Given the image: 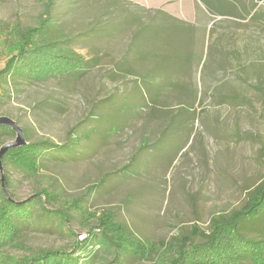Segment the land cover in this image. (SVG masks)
<instances>
[{
    "label": "rangeland",
    "instance_id": "rangeland-1",
    "mask_svg": "<svg viewBox=\"0 0 264 264\" xmlns=\"http://www.w3.org/2000/svg\"><path fill=\"white\" fill-rule=\"evenodd\" d=\"M45 1L0 0V23L34 24ZM167 2L192 24L157 13L148 21L121 0L52 1L53 37L75 35L69 46L88 67L4 84L0 115L16 120L30 141L76 145L72 156L49 159L37 175L2 167L15 199L42 187L57 193L61 206L80 197L90 211H112L138 237L165 242L193 225L209 233L212 216L249 203L264 181V0H239L235 10L229 3L222 15L199 3L198 16L191 0ZM8 51L0 52V68ZM146 70L150 81L141 85L135 73ZM132 160L126 173L119 170ZM69 211L74 237L38 218L0 264L80 240L86 222ZM261 223L264 207L242 232L261 237ZM162 257L122 264H162Z\"/></svg>",
    "mask_w": 264,
    "mask_h": 264
},
{
    "label": "trees",
    "instance_id": "trees-1",
    "mask_svg": "<svg viewBox=\"0 0 264 264\" xmlns=\"http://www.w3.org/2000/svg\"><path fill=\"white\" fill-rule=\"evenodd\" d=\"M52 1H45L34 24L0 23V52L10 51L0 68L1 88L4 84L19 80L40 82L51 77L72 76L82 73L88 67L84 57L69 46L75 35L53 37V23L50 19ZM198 1L209 13L218 15L224 14V9L228 10L229 3L234 7L232 10H235L239 2ZM121 2L130 4L126 0ZM135 76L139 78L141 85L150 81L148 70L144 73L136 72ZM3 94L5 95L4 89H0V102ZM23 131L27 143L6 151L1 159L2 167L10 165L33 176L39 174L49 159L68 154L72 156L74 152L76 140L62 143L49 139L30 141L27 130L23 128ZM5 137H14V132L9 127L0 125V145ZM133 161L119 170L126 173ZM102 181L103 177L91 184L88 190H93ZM8 184V179L4 178L5 187ZM256 190L244 207L228 214L212 216L209 233L193 225L187 232H179L178 236L165 242L138 237L124 223L116 220L112 211L104 209L96 213L80 205L78 201L83 198L79 197L61 206L57 193L42 187L24 199H15L10 192H4L0 181V257L8 249L21 247L23 228L38 221V218L46 217L58 232L66 230L74 237L75 233L69 227L72 218L69 209L74 207V211L80 212L87 226L86 234L80 240L74 238L69 247H47L30 251L22 255L15 264H122L126 258L149 260L159 255L165 256L161 258L162 264H264L263 223L258 228L256 226L261 237L252 239L242 232L255 223L259 211L263 210L264 181ZM251 221L253 223L247 225Z\"/></svg>",
    "mask_w": 264,
    "mask_h": 264
},
{
    "label": "crops",
    "instance_id": "crops-1",
    "mask_svg": "<svg viewBox=\"0 0 264 264\" xmlns=\"http://www.w3.org/2000/svg\"><path fill=\"white\" fill-rule=\"evenodd\" d=\"M130 2V4H125L126 6H129L130 8H134L133 10L138 12L139 16L142 18L148 17V21H152L151 19L154 18L153 13H157L156 17H171L176 21L182 22L183 25L188 26L189 24H192V22L185 20L181 17H179L173 9H171L169 6H166L168 4V0H126ZM193 2V9L196 16H198L199 10L202 8V5L199 4L200 2L198 0H191ZM137 15V16H138ZM196 21V20H195Z\"/></svg>",
    "mask_w": 264,
    "mask_h": 264
},
{
    "label": "water",
    "instance_id": "water-1",
    "mask_svg": "<svg viewBox=\"0 0 264 264\" xmlns=\"http://www.w3.org/2000/svg\"><path fill=\"white\" fill-rule=\"evenodd\" d=\"M0 125H5L14 132L13 139L5 141L0 145V181H1V186L4 192H7L6 187L4 185V176H3V170H2V165H1L2 156L6 151L10 149L18 148L26 144L27 140H26L23 128L13 118L7 115H0Z\"/></svg>",
    "mask_w": 264,
    "mask_h": 264
}]
</instances>
